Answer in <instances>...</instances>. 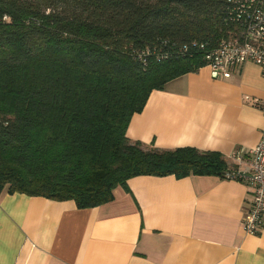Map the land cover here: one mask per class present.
I'll return each instance as SVG.
<instances>
[{
  "label": "trees",
  "instance_id": "16d2710c",
  "mask_svg": "<svg viewBox=\"0 0 264 264\" xmlns=\"http://www.w3.org/2000/svg\"><path fill=\"white\" fill-rule=\"evenodd\" d=\"M229 0H0V196L78 208L138 175L217 176L230 157L126 135L153 90L234 33ZM239 151V150H237Z\"/></svg>",
  "mask_w": 264,
  "mask_h": 264
},
{
  "label": "crops",
  "instance_id": "0c3cea01",
  "mask_svg": "<svg viewBox=\"0 0 264 264\" xmlns=\"http://www.w3.org/2000/svg\"><path fill=\"white\" fill-rule=\"evenodd\" d=\"M264 75L247 61L228 78L208 66L153 90L126 129L161 149L191 146L226 157L264 134ZM105 204L23 193L0 196V264H264V223L243 228L251 193L217 176L138 175Z\"/></svg>",
  "mask_w": 264,
  "mask_h": 264
},
{
  "label": "built area",
  "instance_id": "2783aa9c",
  "mask_svg": "<svg viewBox=\"0 0 264 264\" xmlns=\"http://www.w3.org/2000/svg\"><path fill=\"white\" fill-rule=\"evenodd\" d=\"M228 18L236 25L234 33L206 50L204 58L212 77L228 78L247 61L256 63L264 75V0H229ZM264 109V98L255 99ZM235 166L224 179L246 184L251 193V205L244 216L243 228L257 233L264 223V134L246 153L235 151L230 157Z\"/></svg>",
  "mask_w": 264,
  "mask_h": 264
}]
</instances>
